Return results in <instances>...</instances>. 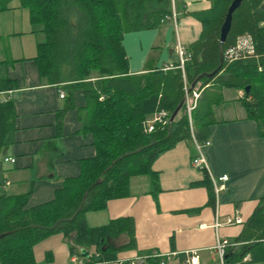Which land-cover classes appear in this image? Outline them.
Listing matches in <instances>:
<instances>
[{"label":"trees","instance_id":"obj_1","mask_svg":"<svg viewBox=\"0 0 264 264\" xmlns=\"http://www.w3.org/2000/svg\"><path fill=\"white\" fill-rule=\"evenodd\" d=\"M210 1L208 10L195 14L202 33L188 46L183 69L177 60L169 68L130 73L123 33L158 27L172 13L171 0H0V12L17 2L44 33L34 56L40 76L49 83H65L69 93L83 89L87 114L82 131L92 134L96 148L93 158L82 161L79 175L63 179L49 201L27 207L30 191L0 195V233L8 232L0 238V264H37L34 245L57 232L70 241L72 255L82 257L80 247L92 250L89 259L82 257L85 264L116 260L118 252L135 247L132 217L90 226L86 213L127 195L132 176L148 175L157 190L152 163L158 155L180 140H207L210 107L199 103L198 96L189 119L185 102L186 89L200 75L190 94L211 85L243 89L242 103L264 131V0H243L222 43L220 26L231 0ZM243 41L247 44L238 48ZM1 85L13 83L2 79ZM181 102L172 122L145 130L147 118L164 109L170 119ZM14 116L12 101L0 100V153L9 142ZM194 184L213 190L207 173ZM122 233L128 241L117 246L114 239ZM247 254L251 261L264 260V196L235 245L227 247L225 262L235 264Z\"/></svg>","mask_w":264,"mask_h":264},{"label":"crops","instance_id":"obj_2","mask_svg":"<svg viewBox=\"0 0 264 264\" xmlns=\"http://www.w3.org/2000/svg\"><path fill=\"white\" fill-rule=\"evenodd\" d=\"M13 5L0 12V100L12 101L15 112L12 134L0 153V195L30 191L27 207H31L51 200L63 179L78 176L82 161L93 158L96 148L92 134L82 131L87 114L83 89L69 93L65 83H49L40 76L34 56L45 35L25 9L16 7L17 2ZM210 7V0H171L172 13L158 27L124 32L129 72L169 68L179 60L176 45L187 51L200 38L202 24L195 14ZM2 79L13 85L3 87ZM243 96V89L228 86L200 90L198 102L211 110L209 144L202 147L206 169L192 164L197 155L194 140H180L152 163L157 190L148 175L132 176L127 195L109 200L103 210L86 213L90 226L124 216L134 222L135 247L118 252L116 260L93 264H130L137 256L154 254L159 256L137 264H160L161 259L164 264H186L192 254L197 256L195 264H221L214 249L217 237L235 245L264 196V131L244 107ZM7 156L14 162L3 161ZM205 173L210 181L213 177L222 184L218 191L194 184ZM222 175L226 180H218ZM236 215L241 223H226L227 217ZM127 241L125 233L114 239L117 246ZM69 246L63 233H53L34 245L35 260L85 264L82 257L70 253ZM250 259L247 254L235 264H264Z\"/></svg>","mask_w":264,"mask_h":264},{"label":"built area","instance_id":"obj_3","mask_svg":"<svg viewBox=\"0 0 264 264\" xmlns=\"http://www.w3.org/2000/svg\"><path fill=\"white\" fill-rule=\"evenodd\" d=\"M171 18L174 20L175 15L173 14L171 16ZM245 44H247L246 41L239 42L237 47L241 48ZM176 52L179 56V67L181 69H183L184 62L187 58V54H186L184 47L180 43H178L176 45ZM59 96L61 98H63L65 96L64 90H62V89L59 90ZM198 96H199V91L193 90L190 94V92L187 91V89H186V94H185L186 101L185 102H186V111L188 113L189 119H190V112L194 108L195 102H196ZM156 123H159L161 125H167L168 123H170V119H169V115H168L167 111H165L164 109H161L160 111H156L151 117L147 118L144 122L145 130L151 131ZM193 140H194V144H195L196 149H197V155L192 159V164L194 166L200 168V169H206V162H205V158H204L203 153H202V147L204 145H208L209 141L207 140L203 143H200V142H197L195 139H193ZM14 160H15L14 158L9 157V156L3 158V161H5V162H14ZM226 178H227L226 175H222V176L218 177V180L224 181V180H226ZM211 182L213 184V188H214L215 192L218 191L222 186V184L221 185L217 184L216 180L213 177H211ZM241 222H242V220L238 215H236L234 217H227L226 218V223H228V224L241 223ZM216 225H217V223H216ZM229 245H231V243L228 241V239L217 237L214 249L218 255V258H219L221 264H225L226 250H227V247ZM157 256H159V255L154 254V255L137 256L136 258H134V260H132L130 262V264L142 263L147 258L157 257ZM196 258H197V256L195 254H192L189 257V259L186 261V264H195ZM76 259L77 258L75 257L74 261H76ZM75 264H77V263H75ZM160 264H164L163 259L160 260Z\"/></svg>","mask_w":264,"mask_h":264},{"label":"water","instance_id":"obj_4","mask_svg":"<svg viewBox=\"0 0 264 264\" xmlns=\"http://www.w3.org/2000/svg\"><path fill=\"white\" fill-rule=\"evenodd\" d=\"M243 2V0H231L230 4L228 5L227 7V10H226V14L224 16V19L222 21V24L220 26V35H219V39H220V42L222 43L229 30H230V26H231V22H232V16H233V13L234 11L241 5V3ZM222 54V52H221ZM222 60V58H221ZM206 74L207 76H212L213 73H210V74H207V73H204ZM202 75H200L198 78H200ZM197 78V79H198ZM197 79L191 84V87L189 89V91H191V89L194 87ZM245 91L248 93L249 92V86H246L245 87ZM183 102V101H182ZM182 102L179 104V106L174 110V112L170 115V122L173 121V119L175 118L178 110L180 109L181 105H182ZM116 162V159L113 160L109 165L108 167L104 170V172L109 169L114 163ZM100 181V178L96 181V182H99ZM87 193L84 194L83 196V199L85 198ZM83 204V201L81 202V205ZM8 232H3V233H0V238L5 236ZM80 251V254L82 257L86 258V259H89L91 256H90V253L88 251V249H86L85 247H80L79 249ZM227 257V255L225 256Z\"/></svg>","mask_w":264,"mask_h":264},{"label":"rangeland","instance_id":"obj_5","mask_svg":"<svg viewBox=\"0 0 264 264\" xmlns=\"http://www.w3.org/2000/svg\"><path fill=\"white\" fill-rule=\"evenodd\" d=\"M175 22H177V21H175ZM34 27H35V28H38L37 25H34ZM145 176H146V175H145ZM145 176H142V177H144V179H147ZM141 179H143V178H141Z\"/></svg>","mask_w":264,"mask_h":264}]
</instances>
